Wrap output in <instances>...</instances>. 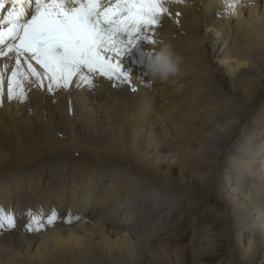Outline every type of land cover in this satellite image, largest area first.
<instances>
[{
  "label": "bare ground",
  "instance_id": "1",
  "mask_svg": "<svg viewBox=\"0 0 264 264\" xmlns=\"http://www.w3.org/2000/svg\"><path fill=\"white\" fill-rule=\"evenodd\" d=\"M8 7L10 3L0 10V19ZM34 7L35 0L24 5L29 13ZM168 8L171 15H163L157 42H142L139 50L121 57L131 85L97 78L94 89L73 84L49 93L24 80L26 99L8 101L11 73L6 71L0 106V173L6 171L0 175V208L14 214L16 228L0 230V264H191L219 243L228 244V260L222 264L264 262V176L252 167L253 154L264 152V0H241L234 10L229 0H185ZM215 8L225 15L224 22L212 17ZM233 18V26H227ZM249 41L255 44L243 46ZM164 43L180 55L182 70L167 82L152 81L139 63L140 54L156 52ZM229 44L236 51L224 53ZM219 57L221 64L232 59V72L218 68ZM4 63L14 66L0 58V69ZM176 83L180 87L170 89ZM40 160L45 170L38 176L23 172L15 177L12 172ZM60 161V175L44 182ZM176 167L181 182L167 180ZM183 167L197 168V181L191 183ZM221 176L228 187L218 181ZM6 179L8 190L2 183ZM155 190L161 191L158 199ZM200 197L217 200L213 203L222 211L213 218L216 230L210 226L201 237L194 234V243L204 248L190 254L184 245H170L174 236L169 233L177 228L168 227L170 215L164 209L171 205L176 214L178 199L197 209ZM42 200L49 209L40 208ZM29 210L45 222L52 211L60 219L28 232ZM257 211L263 216L253 218ZM68 215L82 219L65 224ZM134 215L145 220L135 224ZM120 216L124 221L118 224ZM244 232L250 237L245 249ZM258 251L263 262L253 260Z\"/></svg>",
  "mask_w": 264,
  "mask_h": 264
},
{
  "label": "snow or ice",
  "instance_id": "2",
  "mask_svg": "<svg viewBox=\"0 0 264 264\" xmlns=\"http://www.w3.org/2000/svg\"><path fill=\"white\" fill-rule=\"evenodd\" d=\"M30 2L0 0V10L10 3L7 15L0 19V58L14 61V66L4 63L0 69V106L6 71L11 73L7 76L8 101L26 99L24 80L49 93L69 90L73 84L94 89L97 78L131 85L129 73L122 70L121 57L131 54L133 48L139 50L142 42L155 44L163 15H171L168 4H183L184 0H35L29 13L24 5ZM243 2L251 4L253 0ZM240 3L229 0L233 10ZM154 55V49L142 52L139 63L144 66ZM28 216V232H39L45 223L52 226L60 219L55 211L46 222L31 210ZM81 219L68 215L63 222ZM5 228L14 230L16 222L12 212L0 208V230Z\"/></svg>",
  "mask_w": 264,
  "mask_h": 264
},
{
  "label": "rangeland",
  "instance_id": "3",
  "mask_svg": "<svg viewBox=\"0 0 264 264\" xmlns=\"http://www.w3.org/2000/svg\"><path fill=\"white\" fill-rule=\"evenodd\" d=\"M262 11V9L260 8L259 9V11L257 12V14H260V13H262L261 11ZM218 10L215 8L214 9V12L213 11H211V13H212V17L216 20V22L217 23H222V22H224V20L226 19V17H225V15L224 14H218ZM229 12H230V10L229 11H227V13L226 14H229ZM263 14H264V10H263ZM235 19L236 18H233V19H230V23H229V21L227 22V26L229 25V26H233V24H234V21H235ZM236 24V23H235ZM225 25H226V21H225ZM255 44V42H251V41H249V42H247V43H245L243 46H253ZM222 43L219 45V48L220 47H222ZM230 46L229 47H227L225 50H224V53L226 52V51H232V52H235L236 51V47L234 48L233 46H232V44H229ZM232 48V49H231ZM218 52V51H217ZM233 54V53H232ZM232 54H230V56H232ZM220 58L221 57H219V58H217L216 60H215V64L216 65H218V68L220 69V70H222V71H224L225 72V74H227V73H229V72H232L231 71V69H232V67H231V64H233V61H232V59H230V61H229V58L228 59H226L222 64H221V62H220ZM228 65H230V67L228 66ZM244 69H246L247 67L246 66H244L243 67ZM238 70L239 69H236L235 70V73H237L238 72ZM177 87H180V85H178L177 83L175 84V85H173L170 89H172V88H177ZM196 87V86H195ZM168 89V88H167ZM233 150L234 149H230V153H232L233 152ZM262 154H264V152H262ZM262 154H261V152H256L255 154H253V159H255L256 161H255V163L252 165V167L254 168V174H257L258 175V177H262V176H264V162H261L262 160H264L263 158H262ZM42 161V162H41ZM43 160H40V162H35L34 163V165L32 166V164L31 165H29V166H27V167H25V169L23 168V171H22V173L23 172H25V174H35V175H40V173L42 172V171H44L45 170V167L44 166H42L43 165ZM53 163H55V164H57L56 162H53ZM38 165V166H37ZM73 163L69 166V171H70V173H71V170L72 169H74L75 170V168H76V166H74V168H72L73 166ZM58 166V165H57ZM56 165H52V167H51V169H52V171L53 172H51V175H49V177H47V179L45 178V180H44V182H51L52 180H53V176L55 175L56 177H58L59 175H60V173L61 172H59V171H61V170H63V161H60L59 162V168H57V170H58V172H57V170L55 169L56 167H57ZM117 166V165H116ZM42 167V168H41ZM27 168V169H26ZM33 169V170H32ZM41 169H44V170H41ZM178 169V167H176V169H175V173L173 174V175H170V177L167 179V180H173V179H176L177 178V181L178 182H181L182 181V177H179V173L176 171ZM31 170H32V172H31ZM66 170V169H65ZM68 170V169H67ZM111 170V169H110ZM109 170V172L107 173V179H105V183H107L108 182V179H109V174L111 173V171ZM182 170H183V174H184V176H187L188 177V180L190 179H192L191 180V183H193L194 182V180L195 181H197V177H198V174H199V170L197 169V168H194V169H191V170H187V169H184V167L182 168ZM38 171V172H37ZM203 172H205V170H201L200 171V173H202L203 174ZM37 173V174H36ZM46 175V172H44L43 173V175ZM71 174H74V173H71ZM58 175V176H57ZM70 175V174H69ZM62 178V177H61ZM72 178L71 177H69V179H68V181L69 182H72V180H71ZM218 181L220 182V184H223V186H225V187H228L229 186V184L227 183V181H226V179H225V177L224 176H221V177H219L218 178ZM33 183H35V181L33 180L32 181ZM61 183H64L63 181L61 182ZM100 184V186L98 187V185H97V192H96V194H99L100 193V191L99 190H101L102 189V187H103V184H102V182L101 183H99ZM51 185V184H50ZM139 190V189H138ZM53 191L55 192V188H53ZM99 191V192H98ZM156 191V192H155ZM154 191V194L156 195V196H154L155 197V199L160 195V193L159 192H161V191H159V190H155ZM54 192H52V194H50L49 196L50 197H53L54 196ZM138 192V191H137ZM147 192V191H146ZM159 193V194H158ZM145 194H147V193H145ZM137 196L138 197H144V194L143 193H141V192H139L138 194H137ZM202 196H205V195H202ZM170 197H172V195H170ZM158 199V198H157ZM173 202L171 203V204H173L175 201H176V199L174 198V200H172ZM178 201V210L176 211V214H174L173 215V213H171V212H173V210H174V208H170V206H167L165 209H164V212L165 211H167V212H169V215H170V218H168V222H167V225H168V227H170V228H177L175 231L176 232H174L173 230L169 233V235H173L174 237V241L173 242H171L170 243V245L172 246V247H174V246H185V248L188 250V251H191L190 252V254H192V253H194V250L193 249H197V252H198V250H200V247L201 248H204V246H202L200 243H194V241H195V239H196V236L195 237H193L194 236V234L196 235L197 234V236H199V237H201L200 236V233H202L206 228H209L210 226H213L211 229L212 230H216V226H215V220L213 219V218H215L214 216L215 215H217V214H219L221 211H222V209L218 206V204L217 203H213V202H216V201H214V199H212V198H210V200L208 199V198H206V197H200L199 198V200L197 201L198 203L197 204H199V208H195V206H189L188 205V202H190L189 200H185V199H181V200H177ZM155 202V200H152V202H151V205L153 204ZM42 204L40 205V208H42L43 206H44V208H45V210L46 209H49V207H50V205L49 204H47L45 201H43L42 200V202H41ZM182 204V205H181ZM185 204V205H184ZM174 205V204H173ZM112 206V205H111ZM196 207H197V205H196ZM92 208H90L89 209V212H90V210H91ZM40 210V209H39ZM136 214H138L139 213V210H137V212H135ZM251 216L253 217V218H256L257 216H259V218L261 217V216H263V214H261L260 213V211L258 212H252V214H251ZM194 217H195V219H196V221L195 222H197V223H195V225L193 224V226L191 225V221H193V219H194ZM45 218V217H44ZM126 218V217H125ZM124 219V217H122V216H120L119 218H117V223L118 224H120L122 221H124L123 220ZM134 221H135V224L139 221H141V222H143V220H145V217L144 218H141V217H139V216H137V215H134ZM177 225V226H176ZM174 226V227H173ZM193 227V228H192ZM128 229V228H127ZM124 231L125 230H122L120 233L121 234H124ZM174 233V234H173ZM242 238H243V241H242V243H243V248L245 249L246 247H247V245H248V242L250 241V237H249V234L247 233V232H244L243 234H242ZM180 241H179V240ZM173 244V245H172ZM206 244V243H205ZM215 246H216V243H215ZM227 246H228V244L227 245H225V244H223V243H219L215 248L214 247H211V248H207L208 249V251H209V254H204V256H203V259H201V260H199V259H194V261L192 262L193 264H217L218 262H220L221 264H222V262L224 263V262H226L227 260H228V258H227ZM207 247V246H206ZM185 249V250H186ZM33 251V250H32ZM208 253V252H207ZM219 254V255H218ZM261 255H263V253H262V251H258V254H256L254 257H253V260L255 261V262H257V261H260V262H263V260H262V258H261ZM170 260L172 261V262H174L175 261V257L174 256H171L170 257ZM146 261H149V258H146L145 259V262ZM133 263V261H128L127 263H125V264H132ZM150 263H151V261H150ZM150 263H147V264H150ZM191 263V264H192ZM246 263L247 264H250V260H248V261H246ZM258 264H264V262L263 263H258Z\"/></svg>",
  "mask_w": 264,
  "mask_h": 264
},
{
  "label": "clouds",
  "instance_id": "4",
  "mask_svg": "<svg viewBox=\"0 0 264 264\" xmlns=\"http://www.w3.org/2000/svg\"><path fill=\"white\" fill-rule=\"evenodd\" d=\"M185 2V0H184ZM182 58L170 44H161L153 58L146 61L144 71L152 81L167 82L181 73Z\"/></svg>",
  "mask_w": 264,
  "mask_h": 264
}]
</instances>
